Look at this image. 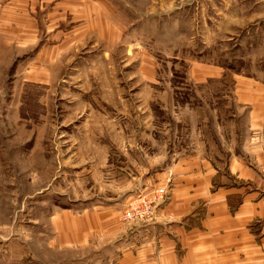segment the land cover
<instances>
[{
    "label": "rangeland",
    "instance_id": "1",
    "mask_svg": "<svg viewBox=\"0 0 264 264\" xmlns=\"http://www.w3.org/2000/svg\"><path fill=\"white\" fill-rule=\"evenodd\" d=\"M104 1L59 64L29 67L43 39L0 40V264H138L97 215L118 208L113 228L132 227L135 196L91 156L120 159L149 130L164 142L174 123L189 140L202 128L216 152L240 148L248 108L233 86L264 97V0Z\"/></svg>",
    "mask_w": 264,
    "mask_h": 264
},
{
    "label": "crops",
    "instance_id": "2",
    "mask_svg": "<svg viewBox=\"0 0 264 264\" xmlns=\"http://www.w3.org/2000/svg\"><path fill=\"white\" fill-rule=\"evenodd\" d=\"M105 3L0 0V40H29L39 46L43 39L34 54L36 65L29 67L59 64L62 49L98 29ZM46 40L56 43L48 46ZM207 78H216L215 68L198 75L194 82L204 83ZM233 88L236 102L238 95L248 108L240 115L246 120L240 148L216 152L215 140L202 128L189 140V133L174 123L164 142L157 140L155 130H149L150 137L140 146L119 144L120 159L114 160L110 154L91 156L94 167L114 174L107 178L122 187L117 195L153 197L156 190H164V199L155 203L150 216L132 227L113 228L118 208L107 206L97 214L101 224L111 222L109 226L120 235L116 246L125 249L122 253L131 252L138 264L264 261V97L247 81L236 82ZM231 116L236 120V113ZM124 165L132 169L128 177L121 172ZM128 240L133 241L134 249L125 246Z\"/></svg>",
    "mask_w": 264,
    "mask_h": 264
},
{
    "label": "built area",
    "instance_id": "3",
    "mask_svg": "<svg viewBox=\"0 0 264 264\" xmlns=\"http://www.w3.org/2000/svg\"><path fill=\"white\" fill-rule=\"evenodd\" d=\"M153 197H146L138 194L134 197L131 206L125 211L124 219L137 222L147 219L150 216L153 206L157 201L164 199L165 193L163 189L155 191Z\"/></svg>",
    "mask_w": 264,
    "mask_h": 264
}]
</instances>
